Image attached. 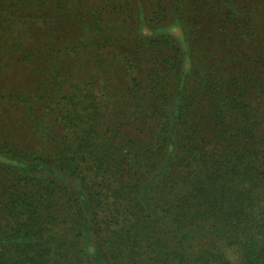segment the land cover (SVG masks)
I'll list each match as a JSON object with an SVG mask.
<instances>
[{
	"label": "trees",
	"instance_id": "1",
	"mask_svg": "<svg viewBox=\"0 0 264 264\" xmlns=\"http://www.w3.org/2000/svg\"><path fill=\"white\" fill-rule=\"evenodd\" d=\"M16 2L42 5L0 0V20ZM170 2L137 30L107 20L22 55L32 87L2 95L20 134L0 130V264H264V3L201 24L216 0ZM127 35L131 52L114 46ZM208 36L261 49L211 58ZM114 62L127 81L112 88Z\"/></svg>",
	"mask_w": 264,
	"mask_h": 264
},
{
	"label": "rangeland",
	"instance_id": "2",
	"mask_svg": "<svg viewBox=\"0 0 264 264\" xmlns=\"http://www.w3.org/2000/svg\"><path fill=\"white\" fill-rule=\"evenodd\" d=\"M158 1L161 0H129L130 5L127 6L124 11H120L118 8V0H41L42 5L36 8H25V6L16 2L11 8L5 9V13H9L12 19L0 20L1 42L3 46L9 47L8 51L3 50V47L0 49V55L6 56L4 59L7 61V63L0 67V130L2 128L14 127L13 131L16 132L17 135L18 133L20 134L18 126L13 124L16 111L7 104L2 95L15 89H31L33 83L32 80H30L31 65L26 64L21 58L25 52L41 49V51L48 50L50 49L49 47L58 46L59 43H64L65 45V42H70L72 40L76 42L78 38L84 40L89 39L92 33L90 30L108 28V22L115 23L114 30H111L112 36L114 35L115 37L120 34L121 31L122 34H125L126 28L131 27L137 30L138 27L135 26L134 23H131L129 19H136V21H139V19L145 18L150 14V11L154 9ZM224 1L225 0H216V11L211 8H202V14L196 13L195 18L201 21V19H206L207 16L209 19L213 20L240 19L244 21L246 18H244L243 15L250 10L246 5L253 6L254 12L258 15L260 13L258 6L261 8L262 3H264V0H253V3H250L248 0H238L240 4H232ZM162 2L167 7H170V0H162ZM194 2L195 0H190L188 7L192 6ZM115 6H117L116 10H114ZM2 7L3 6H0L1 9ZM128 8L131 13L126 11ZM193 8L195 11V7ZM134 10L135 12L132 13ZM196 12H199V8L197 7ZM136 13L139 18L133 16L134 14L136 16ZM175 15L176 14H172V16L169 15L168 19H175ZM115 16L118 18H115ZM258 17V19L262 21L261 19H264V11H262ZM97 19H104L105 21L103 20L102 23ZM106 21L107 24H105ZM201 24H203L202 21ZM86 26L90 27L87 32ZM257 31H262L260 26ZM45 35L50 37L47 38L48 46H46L43 41ZM128 36L129 35L119 39L114 46L118 49L125 48L131 52L133 45L128 43L129 39H131ZM218 43H220L219 39L208 36V39L203 42L204 48H202V50L209 52V56L212 58L214 56L220 57L225 52L233 50L251 51L254 48L261 49L258 45L248 46L247 42H239L235 46L228 48H223L221 46L218 48ZM262 43L264 44V41ZM14 44L17 46H12ZM109 50L110 47L106 46L103 49L104 53H102V55ZM77 52V55L86 61L88 57L92 56L93 49L91 46L87 45L79 48ZM80 62L81 60L77 59L75 64L78 65ZM106 69L107 74L111 77V82H109L108 85H112V88L115 86L119 87L127 81L126 75H124L123 70L117 62L112 63L111 66ZM80 70L82 74L88 78L93 70L92 64H88V67L83 66ZM99 83L100 82H98L96 86H98ZM95 89L99 90L101 87H95Z\"/></svg>",
	"mask_w": 264,
	"mask_h": 264
}]
</instances>
